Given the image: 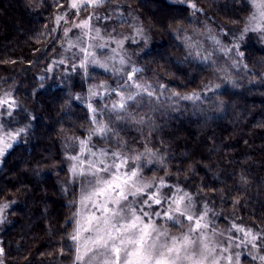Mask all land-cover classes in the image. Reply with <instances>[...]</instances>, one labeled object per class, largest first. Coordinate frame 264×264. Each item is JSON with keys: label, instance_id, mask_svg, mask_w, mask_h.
Segmentation results:
<instances>
[{"label": "trees", "instance_id": "1", "mask_svg": "<svg viewBox=\"0 0 264 264\" xmlns=\"http://www.w3.org/2000/svg\"><path fill=\"white\" fill-rule=\"evenodd\" d=\"M127 2L155 35L147 52L134 55L137 78L177 94L200 91L214 80L210 66L188 59L180 34L200 30L207 21L234 31L250 14L246 0H196V14L168 0ZM67 3L0 0V88L11 89L16 104L2 125L6 131L25 129L0 166L3 264L73 260L78 187L62 184L68 176L62 144L87 136L95 124L78 96L86 91L83 74L55 64L61 50L55 18ZM141 48L128 45L133 53ZM243 54L245 73L215 95L181 100L168 113L154 106L139 121L105 110L108 132L96 143L140 157L142 175L166 183L165 199L186 193L198 206L209 205L220 225L234 221L264 237V48L250 40ZM107 78L101 71L91 76Z\"/></svg>", "mask_w": 264, "mask_h": 264}, {"label": "rangeland", "instance_id": "2", "mask_svg": "<svg viewBox=\"0 0 264 264\" xmlns=\"http://www.w3.org/2000/svg\"><path fill=\"white\" fill-rule=\"evenodd\" d=\"M168 1L190 6L195 14L199 12L196 0ZM74 2L78 5L76 8L71 6ZM246 2L250 6V14L241 29L231 31L207 21L200 30L180 34L187 49L188 59L210 66L214 71L213 81L202 90L188 94L174 93L168 90L165 84L155 80L137 78V59L134 55L147 52L155 40V35L141 22L136 9L127 0H68L67 7L56 14L54 36L61 50L60 58H57L55 64L58 67L65 65V71L69 67L81 71L87 85L86 91L78 96L89 108L95 124L94 130L87 136L66 138L62 144L68 171V176L62 184H75L78 187L72 237L79 229L80 238L78 241L72 239L74 254L71 264H89L90 260L92 264H100V253L85 255V249L92 247L90 239L95 235L94 232L85 231L90 227L88 221L93 215L100 217L105 214L96 207L105 203L103 196L84 199L97 188V177L111 179L113 176H120L121 180L116 183H122L125 174L133 171L137 173L133 178L136 186L151 187H145L142 193L134 196L131 192L135 191V188L130 184L127 201H121L120 204L108 203L109 212L106 215L112 216V213L120 212L121 208L125 207L135 208L137 215H141L140 210L143 209L148 213V216L143 217V223L166 234L160 236L158 243L169 242L173 238L182 239L184 235H189L194 240H205L215 247L214 256L219 259V264H264V259H261L264 257V237L261 232L234 221H230L231 224L227 226L220 225L212 215L209 205L204 203L198 206L194 197L186 193L178 192L170 199H165L162 189L166 183L163 179L144 177L142 170L145 165L140 157L126 155L96 143L97 137L108 132L102 118L105 110L139 121L153 112L154 106L166 113L172 112L181 100L215 95L228 83L236 81L240 74H244L247 67L243 46L253 40L264 48L262 0ZM130 44H142V48L133 53L128 49ZM95 71H101L109 78L93 81L91 76ZM15 107L12 90L0 88V147H3L4 142L11 145L0 154V166L4 155L25 132V129H3V117L11 115ZM100 129L103 131H99ZM100 160L104 161V165H100ZM91 164L96 167L108 166L109 171L98 172L94 177L91 174L94 169L89 167ZM117 166H120L119 171ZM153 193H158L160 204L149 199ZM180 197H184L181 208L188 206L189 215L197 218L202 216L201 223L206 224V228H202L198 233L189 231L194 226V221L190 222L185 216L173 211L176 207L173 201ZM112 198L115 199L114 193ZM145 201L148 203L145 204ZM168 214H171L173 219H168ZM121 215L128 218L127 212ZM4 219L3 206L0 207V227ZM113 219L114 222H122L120 216ZM199 247L198 244L197 248ZM223 248H227V251H221ZM1 254L0 252V264H3ZM77 255H83L84 260L78 261Z\"/></svg>", "mask_w": 264, "mask_h": 264}, {"label": "snow or ice", "instance_id": "3", "mask_svg": "<svg viewBox=\"0 0 264 264\" xmlns=\"http://www.w3.org/2000/svg\"><path fill=\"white\" fill-rule=\"evenodd\" d=\"M98 2V0H96ZM76 8L78 5L74 2L71 5ZM261 7L264 8V0H262ZM123 107V105H121ZM99 131H103L100 129ZM83 143V142H82ZM11 147L10 144L4 142L3 147H0V154ZM100 165H104V161H99ZM94 169L91 174L95 177L98 172H108L109 167H96L94 164L89 165ZM117 166V171H119ZM75 171V168L73 169ZM83 174V173H82ZM137 176L135 171L130 174H125L122 183H116L121 180L120 176H113L111 179H103L97 177V188L85 200H90L93 196L104 197L105 203L96 205L98 210H102L103 214L100 217L93 215L88 223L90 227L85 231L94 232L95 235L91 237L90 243L92 247H86L85 255L88 253H100V264H219V259L214 256L216 248L210 246L209 242L205 240H194L189 235H184L182 239L173 238L169 242L158 243L160 236L166 235L159 232L154 226L143 223V217L148 216L147 212L141 209V215H137L135 208H121L120 212L112 213V216L106 215L109 212L108 203L120 204L121 201H127L129 195V185L135 188L132 195L140 194L144 191L145 185L138 187L133 178ZM115 194V199L112 194ZM149 199L156 204H160L161 200L158 193H153ZM184 197L174 200L176 207L174 212L185 216L188 221H194V226L190 228V232L198 233L202 228H206V224H202L203 217H194L188 214V206L181 208ZM148 201H145L147 204ZM149 207L151 205H148ZM127 212L128 218H125L121 213ZM159 215V213H156ZM120 216L122 222H114L113 217ZM168 219H173L171 214H168ZM79 229L77 234L72 237L73 240H79ZM200 245L197 248V245ZM227 251V248L221 249ZM2 252V249H0ZM264 259V257H261ZM78 261H83V255H77ZM92 264V261H89Z\"/></svg>", "mask_w": 264, "mask_h": 264}]
</instances>
